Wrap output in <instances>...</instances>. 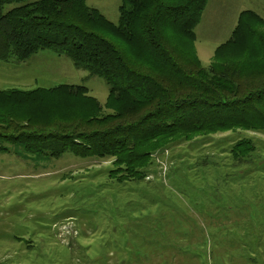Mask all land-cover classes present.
Listing matches in <instances>:
<instances>
[{"label":"trees","instance_id":"obj_1","mask_svg":"<svg viewBox=\"0 0 264 264\" xmlns=\"http://www.w3.org/2000/svg\"><path fill=\"white\" fill-rule=\"evenodd\" d=\"M209 0H122L116 25L87 0H0V60L40 51L69 58L109 86L105 108L84 85L0 90V151L36 159H113L110 178L142 181L152 155L176 141L264 133V18L240 13L203 66L196 28ZM252 140L231 148L245 161Z\"/></svg>","mask_w":264,"mask_h":264},{"label":"rangeland","instance_id":"obj_2","mask_svg":"<svg viewBox=\"0 0 264 264\" xmlns=\"http://www.w3.org/2000/svg\"><path fill=\"white\" fill-rule=\"evenodd\" d=\"M87 4L119 23L122 0ZM247 10L264 18V0H209L196 28L203 66L211 65ZM7 64L0 60V90L84 85L108 113L106 81L66 56L40 51L21 63L24 81L17 86L1 76ZM242 139L252 140L255 151L237 162L231 148ZM7 147L10 153L0 151V264H264V133L176 141L152 155L144 180L125 183L110 178L113 159L68 153L90 165L55 175L49 162L57 159ZM98 200L119 201L122 212L110 226L90 231L82 220L96 216ZM150 210L156 217L148 218Z\"/></svg>","mask_w":264,"mask_h":264},{"label":"crops","instance_id":"obj_3","mask_svg":"<svg viewBox=\"0 0 264 264\" xmlns=\"http://www.w3.org/2000/svg\"><path fill=\"white\" fill-rule=\"evenodd\" d=\"M23 64H19L17 62H9L3 69L1 76L4 78V81L6 84L17 86L16 84H20V82L24 81L22 78V73L24 72ZM22 79V80H21ZM46 160V159H45ZM44 160V161H45ZM58 162H55V164H51L53 162H49L50 165L53 166V169L56 170L52 174H64L66 172H70V170L76 169V168H84L90 165V162L80 163L76 162L75 160H72L70 158H66V154L63 155L60 159H57ZM46 163V162H44ZM44 169H48L46 164H43ZM130 207H133L134 204L132 202H128ZM96 207H98L97 212H95L96 216L94 215L92 218H85L82 220L83 226H88V229L90 231H94L97 228L101 229L102 226H110L111 222L109 221L115 214H118L119 211L116 208L121 207V202L119 201H104V200H98L96 202ZM149 205H145L147 207ZM153 208V207H152ZM145 213L150 214L148 218L156 217L155 211H145ZM92 216V215H91ZM96 218V220H95ZM103 227V228H104ZM86 228V227H85ZM43 236V235H40Z\"/></svg>","mask_w":264,"mask_h":264}]
</instances>
